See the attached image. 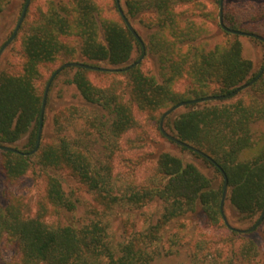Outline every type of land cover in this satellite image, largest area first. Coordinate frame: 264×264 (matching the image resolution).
<instances>
[{
  "label": "trees",
  "instance_id": "16d2710c",
  "mask_svg": "<svg viewBox=\"0 0 264 264\" xmlns=\"http://www.w3.org/2000/svg\"><path fill=\"white\" fill-rule=\"evenodd\" d=\"M120 1L145 43L143 62L121 74L125 82L106 72L63 70L50 91L58 85L73 88L91 108L79 132L71 130L76 108L63 109L53 136L44 141L48 94L38 152L25 157L0 150V181L14 184L31 172L44 186L35 215L13 196L0 204V264H154L163 242L171 249L186 243L188 224L182 219L199 215L208 226L222 221L226 233L216 240L222 247L213 251L208 242L188 241L192 264H264V252L250 238L262 228L264 235V221L256 231L239 234L226 226L221 214L222 170L228 179L225 214L234 228L255 224L264 211V75L231 99L190 105L166 120L170 134L211 157L222 170L170 141L201 159L209 174L181 157L159 152L149 154L155 163L145 178L123 183L115 175L121 140L136 128L138 114L229 94L255 79L264 65L256 72L243 56L241 37L222 29L220 0ZM110 2L112 10L106 11L97 0H46V11L38 13L23 38L18 70L0 73V145L22 153L35 149L46 86L60 66L80 62L122 68L141 58V45L125 25L116 0ZM10 3L0 0V14ZM224 22L230 29L264 38V0H225ZM146 61L153 73L143 69ZM56 63L59 67L44 80L42 68ZM93 73L110 83L93 84ZM181 82L186 86L179 91ZM60 171L94 195L101 208L98 219L81 226L63 220L77 209V201L64 189ZM151 206L160 208L154 222L128 232L122 241L112 239L106 216L118 207ZM176 224L179 231L166 238ZM3 247L12 252L8 261Z\"/></svg>",
  "mask_w": 264,
  "mask_h": 264
},
{
  "label": "rangeland",
  "instance_id": "374dc122",
  "mask_svg": "<svg viewBox=\"0 0 264 264\" xmlns=\"http://www.w3.org/2000/svg\"><path fill=\"white\" fill-rule=\"evenodd\" d=\"M106 11H111L112 7L110 0H97ZM26 0H11V3L0 14V50L13 36L19 20L24 10L23 6ZM41 11H46V0H31L26 17L21 25V28L9 47L3 52L0 58V73L4 71L18 70L21 64L20 50L24 36L29 30V26L35 21L37 15ZM24 27V28H23ZM243 44V56L245 59L251 60L254 64L255 71L258 72L264 65V44L255 40V38L241 37ZM59 63L48 65L42 68L44 80L48 78L50 72L59 67ZM103 66V65H102ZM105 67V66H104ZM143 69L148 72L152 71L153 67L149 61L143 66ZM119 80L125 79L121 74H115ZM90 79L93 84L104 87L110 83V79L104 78L98 74H91ZM186 86V82H181L177 89L182 91ZM51 90V87H50ZM49 90L51 95L50 106L47 110L46 126H45V139L48 141L55 129L56 117L63 109L77 110L78 114L74 116L75 135L79 132L84 119L90 117L91 108L86 106L80 99L78 93L73 89H65L61 86H56L52 91ZM187 110V106L174 112L169 117L176 118L181 113ZM167 110L157 112L153 115L138 114L137 126L127 136L121 140V152L117 155L115 160V175L118 179L126 182L128 178L134 177L137 181L145 178L150 168L155 163L154 156L150 153L156 154L159 152H168L175 156L185 159L189 163L195 164L203 172L209 174L210 168L199 158L189 152L183 151L181 148L171 143L165 136L162 137L158 120ZM167 120V119H166ZM164 122V129L170 133V129ZM160 122V121H159ZM162 134V135H161ZM26 140L20 143V146L25 144ZM62 180L64 189L67 194L77 201V209L69 214L64 215L63 220L73 222L77 226H81L91 219H98L100 217L101 208L95 203L94 195L83 189L80 184L65 172L57 173ZM16 197L25 202L28 206V213L35 215L38 210V202L44 197V186L42 179L33 173H29L24 178L14 184L7 183L3 178L0 181V204H7L10 197ZM225 210L228 209V202L226 200ZM160 211L158 206H151L145 208H126L118 207L110 215L105 217L109 222V233L112 239L116 242L122 241L128 232L140 230L144 224L154 222L157 214ZM149 218H152L149 220ZM229 220V219H228ZM184 224H188V230L185 232L186 243L188 241L195 242H208L211 251L222 247V243H216L226 233L221 227L223 222L216 226H208L204 217L197 216L196 218L182 219ZM254 224L248 223L245 226H240L241 229H247ZM179 231V230H178ZM177 231V224L171 226L166 238L171 237ZM179 234V233H178ZM250 238L258 243L262 252H264V235L263 228L252 233ZM170 247V243L163 242L157 248L159 252L154 264H192V248L190 244ZM172 252V253H171ZM3 255L6 261L12 257V252L8 248L3 247Z\"/></svg>",
  "mask_w": 264,
  "mask_h": 264
},
{
  "label": "water",
  "instance_id": "95a60500",
  "mask_svg": "<svg viewBox=\"0 0 264 264\" xmlns=\"http://www.w3.org/2000/svg\"><path fill=\"white\" fill-rule=\"evenodd\" d=\"M31 0H27L26 5L24 7V10L22 12V16L19 20V23L16 27V30L13 34V36L10 38V40L1 48L0 50V58L3 54V52L9 47V45L14 41V39L16 38L21 25L23 24V21L26 17L28 8L30 6ZM116 4H117V8L119 11L120 16L123 18L125 25L127 26V28L130 30V32L132 33V35L137 39V41L139 42V44L142 47L143 50V54L141 56V58L126 67H122V68H106V67H98V66H92L89 64H83L80 62H69L66 63L62 66H60L55 73L52 75V77L50 78L47 86H46V90H45V94H44V100H43V105H42V110H41V117H40V126H39V132H38V140H37V144L35 149L32 152L29 153H22L19 150L12 148V147H8V146H4V145H0V150L1 151H8V152H13V153H17V154H22L25 157H29L32 156L34 154H36L39 150L40 144H41V136L43 133V123H44V115H45V111H46V103H47V98H48V94H49V90L50 87L53 83V81L56 79V77L65 69L68 68H82L85 70H89V71H94V72H106V73H110V74H122V73H126L131 71L132 69L138 67L143 60L145 59L146 56V46L145 43L143 42L142 38L139 36V34L137 33V31L135 30V28L133 27L132 23L130 22V20L127 18L122 5H121V1L120 0H116ZM224 4H225V0H220V11H219V23L220 26L222 27V29L224 31H226L227 33L236 35V36H240V37H250V38H255L261 42H264V38L262 36L253 34V33H248V32H242V31H238V30H234V29H230L225 25L224 22ZM264 75V67L261 70V72L258 74V76L253 79L251 82L244 84L242 86H240L239 88H237L235 91L229 93V94H225V95H220V96H207L204 98H199V99H193V100H189V101H185V102H181L175 106H173L172 108H170L169 110H167L161 120H160V131L161 133L171 142L177 144L178 146L188 149L194 153H197L201 156H203L204 158H206L207 160H209L212 164H215V166H217L220 170H222V168L208 155H206L205 153H203L202 151H200L197 148H194L193 146L179 140L177 137H175L174 135L170 134L169 132H167L164 129V122L165 120L172 115L174 112H176L177 110L186 107V106H190V105H196V104H203V103H207V102H218V101H223V100H228L231 99L235 96H237L239 93H241L242 91L250 88L251 86H253L257 81H259V79ZM223 174H224V178H225V184H224V190H223V196H222V201H221V214H222V218L224 223L226 224V226L233 232L239 233V234H250L254 231H256L261 224L264 221V211L261 214V216L259 217V219L257 220V222L250 228L248 229H240V228H234L230 223L229 220L225 214V204H226V200H227V194H228V179L227 176L225 175L224 171L222 170Z\"/></svg>",
  "mask_w": 264,
  "mask_h": 264
}]
</instances>
